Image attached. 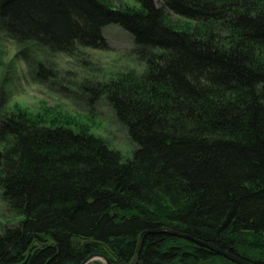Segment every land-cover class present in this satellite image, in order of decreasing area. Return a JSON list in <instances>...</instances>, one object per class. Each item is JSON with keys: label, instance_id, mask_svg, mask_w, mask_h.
Listing matches in <instances>:
<instances>
[{"label": "trees", "instance_id": "1", "mask_svg": "<svg viewBox=\"0 0 264 264\" xmlns=\"http://www.w3.org/2000/svg\"><path fill=\"white\" fill-rule=\"evenodd\" d=\"M136 1L0 0V33L25 61L104 49L117 25L145 65L87 88L131 159L85 130L0 117V198L21 218L0 229V264H130L161 228L264 264V0ZM218 263L234 264L167 233L148 234L137 261Z\"/></svg>", "mask_w": 264, "mask_h": 264}, {"label": "rangeland", "instance_id": "2", "mask_svg": "<svg viewBox=\"0 0 264 264\" xmlns=\"http://www.w3.org/2000/svg\"><path fill=\"white\" fill-rule=\"evenodd\" d=\"M102 1L114 8L140 9L136 0ZM166 17L178 27L192 25L169 12ZM103 36L104 49L79 48L68 55H32L25 61L0 33V117L21 110L45 125L56 123L76 131L85 130L102 139L123 160L131 159L135 145L126 129L118 123L108 102L104 98L92 101L87 88L127 73L141 74L145 65L136 54L131 36L117 25L104 28ZM38 67L45 71L40 74ZM20 219L7 210L0 198V229Z\"/></svg>", "mask_w": 264, "mask_h": 264}, {"label": "water", "instance_id": "3", "mask_svg": "<svg viewBox=\"0 0 264 264\" xmlns=\"http://www.w3.org/2000/svg\"><path fill=\"white\" fill-rule=\"evenodd\" d=\"M152 233H167V234H170V235H173V236H176V237H180V238H184V239H187V240H190L192 242H195L196 244L202 246V247H205L211 251H213L215 254H217L218 256H221L222 258L234 263V264H251V263H248L244 260H241L240 258L230 254V253H227L225 251H222L212 245H209V244H206V243H203V242H200L198 240H194L192 237L188 236V235H182V234H179V233H176V232H172V231H169V230H166L164 228H161L159 230H156V231H153V232H143L140 234L139 236V239H138V243H137V248H136V252H135V255L131 261L130 264H137V261H138V254L140 252V248L142 246V243H143V240L144 238L148 235V234H152ZM96 260H102L104 262V264H108V261L106 258L100 256V255H92V256H89L87 259H85L81 264H89L90 262L92 261H96Z\"/></svg>", "mask_w": 264, "mask_h": 264}]
</instances>
